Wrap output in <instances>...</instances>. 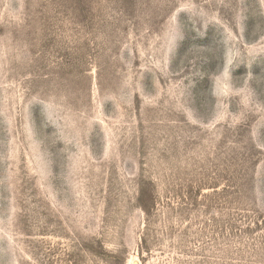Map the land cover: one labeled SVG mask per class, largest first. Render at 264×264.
<instances>
[{
	"label": "rangeland",
	"instance_id": "obj_1",
	"mask_svg": "<svg viewBox=\"0 0 264 264\" xmlns=\"http://www.w3.org/2000/svg\"><path fill=\"white\" fill-rule=\"evenodd\" d=\"M0 264H264V0H0Z\"/></svg>",
	"mask_w": 264,
	"mask_h": 264
}]
</instances>
